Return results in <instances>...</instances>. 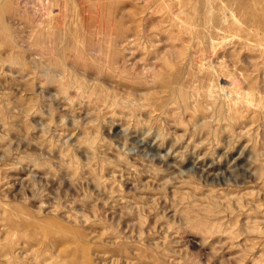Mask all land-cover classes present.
Segmentation results:
<instances>
[{
    "label": "rangeland",
    "instance_id": "rangeland-1",
    "mask_svg": "<svg viewBox=\"0 0 264 264\" xmlns=\"http://www.w3.org/2000/svg\"><path fill=\"white\" fill-rule=\"evenodd\" d=\"M0 264H264V0H1Z\"/></svg>",
    "mask_w": 264,
    "mask_h": 264
},
{
    "label": "bare ground",
    "instance_id": "bare-ground-1",
    "mask_svg": "<svg viewBox=\"0 0 264 264\" xmlns=\"http://www.w3.org/2000/svg\"><path fill=\"white\" fill-rule=\"evenodd\" d=\"M1 1V0H0ZM50 9H52V8H50Z\"/></svg>",
    "mask_w": 264,
    "mask_h": 264
}]
</instances>
